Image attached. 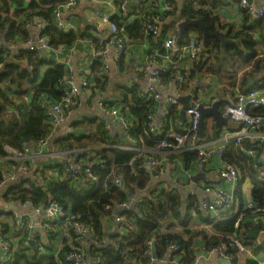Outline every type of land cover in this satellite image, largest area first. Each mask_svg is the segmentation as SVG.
I'll list each match as a JSON object with an SVG mask.
<instances>
[{"label": "trees", "instance_id": "16d2710c", "mask_svg": "<svg viewBox=\"0 0 264 264\" xmlns=\"http://www.w3.org/2000/svg\"><path fill=\"white\" fill-rule=\"evenodd\" d=\"M124 1H114L121 15H112L110 20L118 27L124 28L131 45L145 40L144 19L146 16H158L161 19L157 22L160 35L148 36L146 39L151 40L152 46L157 48V56H161L164 52L161 46L164 36L177 25L180 19L203 17L207 28L214 31L217 24H215V17L212 16L213 7L223 2V0H188L187 3L182 1L180 4L177 0H156L151 5L145 6L140 15L136 13L135 5L124 10ZM65 3L66 0H29L27 4L25 0H0V33L6 31L5 38L14 40L15 36L24 33L22 27L24 28L31 24L33 19L38 18L45 24L40 36L47 38L51 47H69L80 39H89L94 50H101L107 42L106 39L99 43L98 39L83 31L62 30L55 25V12ZM162 3H171V9H162ZM123 12L129 15L124 14L123 16ZM248 17L244 14L245 19ZM251 30L252 28L249 29L245 25L242 31L230 35L231 38H236L239 46L232 43L222 48L218 39L208 38L203 41L202 31L199 28L187 29L185 36L189 32H195L198 40L200 42L202 40L204 46L208 48L210 55L201 63L197 60L186 62L187 67L181 69L185 81L192 80L196 73L202 72L214 75L220 80L222 84L220 91L223 94L233 92L236 88H240L242 92L264 88V48L259 47V41L253 38ZM4 51L8 53L10 50L0 47V55ZM125 61L126 57L122 54L115 60V64L119 68ZM44 66L46 69L42 72ZM104 70L101 58L94 57L88 76L89 81L94 83L93 90L101 85L100 79L103 77ZM65 73V66L53 61L45 62L38 51L28 48L17 50L12 59L0 58V159L8 156L4 146L22 150L26 145L39 139L51 138L54 127L49 124L48 108L40 104L43 99L59 101L62 98L58 83ZM247 77L254 80L252 86H247ZM160 80L162 82L174 81V70L160 74ZM29 91H31L29 109L25 102L16 105L9 98V95L20 98L27 95ZM118 91L121 94H119V99L116 97L115 102L128 107L134 119L127 135L134 139V142L136 141L137 146L142 147L141 151H130L117 147L115 142L107 136L104 126L100 122L97 123L96 119L89 118L85 121L88 130L80 126L83 129L81 132L65 134L50 141L54 150L63 156L57 164L60 167V176L65 173L67 159L73 155L75 163L100 162V166L95 171L97 177L95 181L89 184L78 181L73 187L60 181L56 183L57 179L47 173L50 169L49 165L45 167L43 173L49 183L47 188L36 187L32 179L22 178L7 184L0 191L2 203L19 200L29 202L34 208L41 205L46 206L52 200H60L66 212L72 217L69 222L83 223L89 228V234L84 237V241L89 242L90 245V242H95L92 243L89 254L84 249L85 243H81L78 239L74 227L69 225L63 234L67 233L73 242L69 244L64 240L56 254L57 257L53 254L40 253L34 247L28 248L27 251L14 253L13 260L9 264H59L58 258L62 259L67 252L75 248L81 249L85 256L91 255L93 250H98L104 258L99 264H151L154 261L152 253L155 254V260L162 262L169 258V261L177 259L178 264H193L196 257V236L192 229H189L191 212H197L201 221L210 224L212 233L204 234L203 231L199 233L204 242L203 246L207 250L221 243L228 245L229 237L236 234L242 245H250L256 251L254 242L247 237L251 228L248 221L251 217V209L244 211L237 225L238 214L210 222L200 213V201L196 197L189 196L184 205L180 196L174 193L171 187L150 188L151 178L144 161L149 157L157 158L161 151L170 150L156 147L158 138L164 136L168 126L163 128L158 137L152 132L147 133L145 131L148 123L147 116L155 99L145 100L141 96L142 91L136 89L120 86ZM127 94L133 101H127L129 99ZM106 103L111 105L109 101ZM223 106L222 101L220 103L221 112H223ZM248 110L251 114L264 116L262 107H251ZM100 145L106 147L97 151L93 148ZM255 146L256 143L249 139L243 141V147L255 148ZM184 149V147H177L173 150H182L180 155L186 164L199 161L197 151ZM255 152L260 155L257 148ZM219 158L231 164L239 173L238 184L234 191L238 207L241 208L244 205L241 202L242 186L245 182H249L251 185L250 201L255 209L264 208V167L247 156L245 151L235 146L233 142L227 145L222 157ZM1 174L0 170V180ZM220 184H223L222 181ZM123 202L135 203L136 213L125 207L122 209L116 207L117 204ZM4 213L6 212L0 205V216ZM114 214L123 216L127 224L131 226L124 234H110L109 240L105 243L106 233H104L101 222L104 217ZM11 226L13 224L9 226L0 221V227L5 233ZM55 226V230L46 233L48 244L45 243L43 249L51 247L58 228L57 223ZM183 233L187 234V237ZM23 235H26V232L16 236ZM152 242L154 250L151 249ZM170 246L175 247L173 251H170ZM235 248L228 246L226 251V258L228 257L232 264L237 262L238 249ZM244 264H257V261L250 258L246 259Z\"/></svg>", "mask_w": 264, "mask_h": 264}, {"label": "crops", "instance_id": "0c3cea01", "mask_svg": "<svg viewBox=\"0 0 264 264\" xmlns=\"http://www.w3.org/2000/svg\"><path fill=\"white\" fill-rule=\"evenodd\" d=\"M25 1L27 4L29 0H25ZM114 1L115 0H80L79 4L77 5V8L74 11L70 12L64 10L62 12V18L69 25L67 30L72 29L73 31H77V30L83 31L87 34H90L95 39H98L100 43L103 39H106L105 38L106 33L104 32L106 28L100 25L101 23L100 17L96 14V12L108 13L110 14V17L112 15H118V14L121 15V12H119V9L117 5L114 3ZM130 1L132 2V0ZM177 1L181 4L182 1H184V3H187L188 0H177ZM239 1L240 0H223L221 4L215 5L213 7L212 16L215 17V24H217L216 29L227 33V37L233 41L232 43L239 46V43L237 42L236 38H231L230 35H233L237 31H242L243 27L246 25L249 29L252 28L251 34L253 35V38L255 40L259 41V47L264 48L263 46L264 45L263 43L264 13L263 16H258V12L260 11L261 7H264V0L250 1L253 7L252 13H249L246 9L240 7ZM163 4L164 3L161 4L162 7ZM129 13L123 12L122 15L124 16V14H126L128 16ZM244 14H247L249 17L245 19ZM22 29L23 31L22 30L21 31L24 32L25 34L23 33L21 35L15 36L14 40H7L5 37L3 39L0 38V47H3V49L6 48L10 50L8 51V53L4 51L0 55L1 59L4 60L12 59L13 54H15L17 50L27 48V41L28 40L33 41L37 37L39 31L38 30L39 27L35 24L26 25L24 28L22 27ZM3 33L6 34V31L0 33V35ZM2 41H4V43ZM201 43L205 50L203 51L201 58L199 57L197 59V62L200 63L205 61L207 56L209 57L210 55L208 48L204 46L202 40ZM220 45L222 48H224L226 45L229 44L222 46V43L220 41ZM156 49L157 48L152 46L151 40L135 42V44L130 46L128 53L125 54L126 61L123 63V66L118 68L115 62L113 61L114 47H110L106 55L101 58L102 64L105 67V70L102 72L103 77L102 79H100L101 85H99L94 90L92 88L94 85L93 82L90 88L80 87V77H79V70L82 68H88L90 70V64L94 59V57L91 54V51L94 50V48L92 42H90L89 39H80L76 41L73 45L69 47L60 48L56 53H54L53 57H51L52 58L51 61L65 66L67 70L72 73L70 77L71 82L73 85L78 86L79 92L74 97L70 105L67 117L65 119L66 121L64 123L57 125L54 128L50 140H53L54 138L57 137H62L65 134L81 132L83 129H81L80 126L88 130V128L85 126L86 125L85 121L86 119L94 118L96 119V122L98 121L97 123L100 122L104 126L107 136L111 141L115 142L116 145H122V146L129 145V142L131 143V141L128 139L127 131L120 126L115 125L114 122L112 121L111 116L107 114L101 115L100 109L98 107V103L100 101L112 102V101H116L117 98L119 99V94L121 93L118 91V87L120 86L124 88H130L132 90L136 89L137 91H144L148 86L149 81H148L147 72L145 73L142 71V65L144 64V62L148 60V57L152 56V54ZM42 58L44 59V57ZM186 62L183 64V69L187 67ZM44 69H46L45 66L42 67L41 71L43 72ZM152 69L153 66H151L150 71ZM195 75L196 76L192 80L184 81L181 84L176 83L175 80L170 82L169 81L162 82L160 80L159 85L156 86L155 95H151V97L147 96L146 100L150 98L155 99L150 113L153 114L152 116L153 123L157 127V130H160V132L163 130L165 126H168L166 130H168L171 127L173 129L175 128L174 130L177 131L179 130V127L182 124H185L186 116L183 119L180 118V110L182 108V103L179 102L177 104H172L170 100H168L169 97L174 98L175 96H185L188 95L189 93L191 94V91H193L191 94L190 103H193V105L196 106L200 103H203L205 107H209L216 100L225 102L228 99L230 93H232V92L230 93L224 92L223 94L220 91L222 84L220 83V80L214 75H211L214 77L212 79L213 87H207L204 83V79L208 78L206 76H208L209 74L198 72ZM248 78L250 77H247L246 79ZM250 79L253 81L254 84V80L252 78ZM207 82L210 83L211 81L207 80ZM236 90L241 91L240 88H236ZM24 96H28L27 97L28 100L31 99V91H29L27 95ZM127 97L129 98L127 101L130 100L133 101V99L130 98L129 94H127ZM9 98L13 102L15 99H17L13 95H9ZM120 107L121 108L124 107L123 111L127 113L126 116L128 120L131 123H133L134 119L132 114L129 113L128 107L123 106L121 103H120ZM221 113L223 115V112ZM233 126L234 124L231 123V121L228 119L227 122H223L219 125V127H216V121L214 117L211 115H207L204 118L203 136L202 137L200 136L198 130L196 140L198 142H203L212 139H218L219 137H221V135L224 132L231 129ZM262 132L264 133V131ZM124 134L126 137V141H122V137L124 136ZM253 138H254L253 142L257 144L258 139L256 137ZM259 138L262 139V143H261L262 147L259 148L260 145H256V146L259 148L260 151L259 153L262 152L264 153V136L259 135ZM104 147L106 146L100 145V146H94L93 148L97 151ZM52 149L53 147L50 141L48 151H51ZM180 151L182 150H177L172 152L161 151L157 157V160L159 161V165H160L157 170L154 169V167L145 164L146 170L149 172L151 178L150 188L151 187L154 188L155 186H157L160 189L164 187H171L174 193H177L180 196L182 202L185 205L186 200L188 199L189 196L196 197L200 201L201 199L209 195L208 193L204 192L202 189V185L205 182H212L213 183L212 185H218L223 187V184H220L218 173L216 171L221 161L219 157L214 156L211 160H209L207 163L203 165L200 164L199 161L186 164L180 155L181 154ZM187 151H191V150H187ZM73 157L74 156L72 155L70 159L68 158L70 164L74 163ZM62 158L63 156L60 157V155L58 159H54L50 161L49 158H45L43 160V163L45 167H49L50 164L55 165L56 163H59L60 159L62 160ZM34 166L35 164L33 163L29 164L30 171L26 174H23L20 171L15 172L12 169L13 173H15L16 180H20L22 178L31 180L32 178H34V176H36L35 173L33 174V170L35 169ZM199 173H203V176H200L196 180V182H194L193 177L198 175ZM241 192H242L241 202L242 204L245 205L247 201L251 199V185L249 182H245L243 184ZM183 203H182V207H184ZM9 204L13 205V207L11 208V205ZM120 204H117L116 207L117 208L119 207L120 209L125 207L128 210L131 209L133 213H136L135 203L132 206L130 205L131 203L127 205V203L123 202L125 206H120ZM0 205L2 206V208L10 209V211H5L6 213L0 216L2 223H6L9 226L12 224L14 225L15 223L14 215L26 216L27 218L31 219L32 223L33 221L35 223L38 222V219L36 220L33 219L32 212H34L35 214V208L32 207L29 202H21L17 200L15 202L2 203L0 201ZM190 215L191 217H190L189 229H192L194 236H196L195 239L196 255L197 254L206 255V260L204 264H221L220 263L221 257H218L217 255L209 254L207 249L203 246L204 242L202 241L199 235V233L202 231L204 234L212 233V229L209 226L210 224L209 223L206 224L203 221H201L200 215L197 212H191ZM116 216H120V215L114 214L112 216L110 215L102 219L101 225L104 230V233H106L104 235L106 238L105 243H107V240H109L110 234L112 233L124 234L127 232L128 227L131 226V224H127V221L123 216H120L122 217L120 221L115 220ZM41 217L42 216H40V218ZM11 228L12 226L9 228L8 232L11 231ZM64 230H65L64 225L60 224V226H58L55 232L56 233L55 239L52 240L51 247L47 248L48 250L41 249L39 250V252L45 253V255H52V254L56 255L61 248L62 242L64 240L69 242V236L67 235V233L63 234ZM177 230L179 233L181 232L179 228ZM23 232H26V235L19 237L16 236L17 234ZM184 236L187 237V234H184ZM13 241L24 247L23 249L17 250L19 252L27 251L28 248H34V247L38 248V243H41L43 245L42 247H44L45 243L48 244L46 234L39 231V228L38 230H35L34 225H31L30 229L25 228L19 231L18 233L13 234ZM251 241L254 242V248L256 249V251L250 245L245 246L246 251L244 253H240V252L237 253L236 264H244L245 260L250 258L257 261V264H264V246L262 245V243H264V232L260 231L257 237L251 239ZM31 242H33V245H31ZM90 243L92 245V243L95 242L92 241ZM84 245H85L84 249L86 253H88L91 248V245L89 244V242H85ZM227 261L228 264H232V261L228 257H227ZM151 264H177V263L176 261L165 260L162 262L154 259V261Z\"/></svg>", "mask_w": 264, "mask_h": 264}, {"label": "built area", "instance_id": "2783aa9c", "mask_svg": "<svg viewBox=\"0 0 264 264\" xmlns=\"http://www.w3.org/2000/svg\"><path fill=\"white\" fill-rule=\"evenodd\" d=\"M80 0H66V3L59 7L55 12V25L62 30H67L69 27L68 23L62 18V12L64 10L74 11L77 8ZM132 4L136 6V13L142 14V9L145 6L151 5V3L156 2V0H132ZM126 1H124L125 6ZM240 7L246 9L249 13L253 12V7L251 3H248L247 0L239 1ZM126 10L125 7H123ZM162 9L170 10L171 3H164ZM264 7H261L258 12V16H263ZM100 17V25L105 27L104 32L106 33L105 38L107 40L106 44L101 50H92L91 54L93 57L99 56L100 58L104 57L110 47H114L113 52V61L122 54H126L129 51L131 44H129L126 34L123 27H118L114 22L110 20V14L96 12ZM132 18V17H131ZM182 19H180L181 21ZM161 19L158 16H146L144 19L145 27V40L148 36H157L160 35V28L157 25V22H160ZM179 21V22H180ZM178 22V23H179ZM177 23V25H178ZM31 24H35L39 27L37 37L31 41H27V48L29 50L38 51L40 54V49H45L46 55L44 56L45 62H50L52 60L53 54L56 53L60 48H53L50 46L47 38L40 36L42 29L45 24L40 19H33ZM29 25V24H28ZM174 26L163 38L162 48L164 52L161 56H157V51L155 50L152 56L148 57V60L142 65V71L147 72L149 84L144 91L141 92V96L146 100L147 96L155 95L156 86L160 83V74L165 73L170 70H174V80L176 83L181 84L185 81L184 73L181 72L183 68V63L190 60H197L201 58L203 51L205 50L202 43L198 40L195 32H189L182 42H178L179 29ZM133 45V44H132ZM5 57V55H4ZM151 66L153 69L150 71ZM66 68V67H65ZM72 73L69 72L66 68V73L59 81V86L62 91V98L59 101H50L43 99L40 105H45L48 108V117L49 124L54 128L64 123L70 108V105L74 97L79 92L78 86H75L71 82ZM90 75V70L88 68H82L79 70L80 77V87L90 88L92 82L89 81L88 76ZM69 85V86H67ZM28 96H21L14 100L16 105H19L21 102L26 103V107L29 109L30 99ZM178 96L174 98L169 97L168 100L172 104H177ZM101 115L107 114L112 117V121L115 125L122 127L124 130L128 131L132 123L127 118V113L123 111L118 102L112 101L111 105H108L106 101H100L98 103ZM251 107H262L264 108V88L249 90L247 92H242L239 90H234L230 93L228 99L224 102L223 106V115L228 117L231 123L234 126L224 132L221 137L218 139H212L209 141L198 142L197 132L199 118L201 116L200 111L197 109L196 105L185 110V124H182L179 127V130H174L169 128L165 131L163 137L158 138L157 148H167L170 149L167 152L174 151V148L184 147L185 150L197 151L199 154V163L205 164L211 160L214 156L222 157L223 152L225 151L227 145L231 142L235 146L243 149L245 154L256 160L259 165L264 167V153L258 155L255 152V148L259 150L261 148L262 139L260 136H264V116L254 115L249 112ZM152 113H149L148 123L145 131L152 132L153 134H161L160 130H157V127L153 123ZM184 123V122H183ZM256 137L257 144L260 145L259 148H247L243 147V141L249 139L254 141ZM128 139L131 141V144L127 146L117 145V147L130 150V151H141L142 147L137 146L130 136ZM187 143V145H186ZM50 145V138H42L38 141H35L31 144L26 145L22 150L14 149L10 146H4L5 151L8 153V156L0 159V170L2 171L1 180H0V191L9 183L16 181L15 173L12 169L20 171L23 174H26L30 171L29 164H35V169L33 174L36 176L32 178V182L36 187L47 188L49 183L43 173L45 172V165L43 160L49 158L50 160L58 159L60 152L54 150L48 151ZM263 145V144H262ZM172 149V150H171ZM61 157V155H60ZM70 159V158H69ZM69 159H67V166L64 168L65 173L63 176L59 175L60 167L50 164V169L47 172L49 176L57 179V181L67 183L71 187L75 186L78 181H83L86 184L91 183L97 179L95 171L91 169L92 165L100 166V162L86 161L82 163H73L70 164ZM61 160V159H60ZM81 161V160H79ZM12 162V164H10ZM145 164L154 167V169L159 168V161L157 158L149 157L144 161ZM83 166V167H82ZM219 177V181H222L224 187L218 185H212L208 182H205L202 185L204 192L209 195L199 202V211L200 213L207 218L210 222H215L218 219H225L231 216L238 214L236 225L240 223L244 211L251 209V217L249 218V223L251 227L261 226L264 227V208L255 209L254 204L249 200L241 208L238 207L236 199L234 196L235 188L238 184L239 173L238 171L229 163L225 161H220L216 169ZM81 175V177H79ZM47 176V177H49ZM118 182L117 180L115 181ZM10 205V204H9ZM129 205V204H127ZM120 206H125L121 203ZM119 208V207H118ZM4 211H10L9 208H2ZM34 214V212H32ZM32 215V214H31ZM38 215L37 226L39 231L46 234L51 230H55L56 223L57 226L63 224L65 229L68 226H72L75 229L76 235L81 243H85L84 237L89 234V228L87 225L79 222H69L72 218L71 215L66 212L64 204L60 200L51 201L46 206L35 207V214ZM40 216H42L40 218ZM122 217L116 216L115 220L120 221ZM15 223L11 228V231L8 233L3 232L0 227V264H9L13 260L14 253L23 249L21 245L13 241V234L18 233L19 231L27 228L30 229L31 225H35L34 221L32 223L31 219L22 215H14ZM1 221V219H0ZM55 224V225H54ZM260 231L264 232L263 228ZM260 233V232H259ZM230 241L227 244H219L213 249L207 250L211 255H217L218 257L226 256V251L228 246L236 247L238 252L244 253L246 248L240 242L238 235L233 234L230 237ZM73 242V239L69 237V244ZM264 246V243H262ZM43 245L38 243L37 250L43 249ZM174 246H170V251L174 250ZM57 257V255H55ZM100 252L98 250H93L91 255L85 256L84 252L75 248L67 252L62 259L58 258L59 264H99L102 262ZM206 260V255L197 254L193 264H204ZM169 261V258L166 259ZM178 264L177 259L173 260Z\"/></svg>", "mask_w": 264, "mask_h": 264}, {"label": "water", "instance_id": "95a60500", "mask_svg": "<svg viewBox=\"0 0 264 264\" xmlns=\"http://www.w3.org/2000/svg\"><path fill=\"white\" fill-rule=\"evenodd\" d=\"M251 0H247L248 3H250ZM132 6V2L130 0H127L125 3V8H129ZM178 29H179V35H178V42H182L184 40L185 37V32L187 31V29L191 28H199L202 31V40L206 41L208 38H212V39H218L221 41L222 46H225L226 44H230L233 41L231 39H229L227 37V33L220 31V30H214V31H210L207 26L204 23V18L203 17H198L196 19H192V18H185L183 20H181L178 25H177ZM5 37V33L0 35V38L3 39ZM4 43V41H2ZM40 55L41 57H44L46 55V51L45 49H40ZM248 86H251L253 84V81L248 78L247 79ZM69 86V85H67ZM193 91H191L192 94ZM191 94L189 93L188 95L185 96H178L177 100L179 102L182 103V108L180 110V118H184L185 117V110L189 107H191L193 105V103H190V99H191ZM221 101L220 100H216L212 103L211 106L209 107H205L203 103H200L197 105V109L200 111V118H199V124H198V130H199V134L202 137L203 136V132H204V118L207 115H211L214 117L215 121H216V127H219V125L223 122H227L228 118L225 117L224 115H222L219 106H220ZM55 139V138H54ZM54 139L52 141H54ZM122 141H126V137L125 134L122 137ZM97 166L96 165H92L91 169L96 171L97 170ZM203 176V173H199L198 175L193 177V181L196 182V180L200 177ZM11 205V204H10ZM133 205V203H131V206ZM13 207V205H11V208ZM33 219H37L38 215H32ZM34 227L35 230H38V226L37 223H34ZM260 232V226H255L250 228L247 237L250 239H254L257 237L258 233ZM31 245H33V242H31ZM151 249L154 250V243H151ZM152 259H155V254L152 253ZM220 263L221 264H228L227 258L226 256L221 257L220 259Z\"/></svg>", "mask_w": 264, "mask_h": 264}, {"label": "rangeland", "instance_id": "374dc122", "mask_svg": "<svg viewBox=\"0 0 264 264\" xmlns=\"http://www.w3.org/2000/svg\"><path fill=\"white\" fill-rule=\"evenodd\" d=\"M206 77H208V78H206V79H204V83H205V85L207 86V87H213V76H211V75H208V76H206ZM207 80H209V81H211L210 83H208L207 82Z\"/></svg>", "mask_w": 264, "mask_h": 264}]
</instances>
